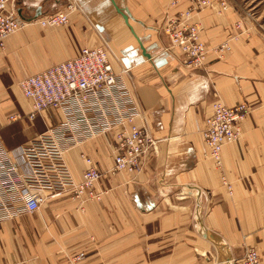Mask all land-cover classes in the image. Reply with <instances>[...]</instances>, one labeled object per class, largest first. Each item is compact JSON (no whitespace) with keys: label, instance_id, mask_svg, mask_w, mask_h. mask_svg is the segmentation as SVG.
<instances>
[{"label":"crops","instance_id":"obj_1","mask_svg":"<svg viewBox=\"0 0 264 264\" xmlns=\"http://www.w3.org/2000/svg\"><path fill=\"white\" fill-rule=\"evenodd\" d=\"M171 1L17 0L27 26L0 49V142L17 176L26 173L22 147L65 122L58 110L31 120V101L18 83L76 58L83 48L107 44L115 72L128 70L123 81L158 144L139 173L111 176L114 158L105 137H66L64 157L74 180H82L86 154L104 174L98 187L107 193L85 205L64 193L31 214L5 193L0 205L7 203L9 213L0 211V264H71L80 254L76 264H242L249 247L264 264V33L236 5L224 15L204 11L193 21L200 24L209 63L186 69L162 30L177 11ZM70 3L79 9L68 25L38 23ZM226 40L230 50L219 55L215 48ZM216 99L252 108L241 140L223 151L231 193L204 157L201 131Z\"/></svg>","mask_w":264,"mask_h":264},{"label":"built area","instance_id":"obj_2","mask_svg":"<svg viewBox=\"0 0 264 264\" xmlns=\"http://www.w3.org/2000/svg\"><path fill=\"white\" fill-rule=\"evenodd\" d=\"M16 4L17 0H0V48H5L8 37L27 26L19 17ZM171 8L177 11L167 19L164 34L172 48L182 55L187 69L205 68L209 52L193 18L207 10L225 14L231 9L229 3L225 0H173ZM68 9L74 12L79 7L70 3ZM39 22L43 26H66L69 14L59 12ZM220 46L223 51L230 49L227 43ZM110 54L113 52L107 44L94 49L83 48L76 58L19 82L22 94L32 104L31 120L47 110H58L63 113L65 122L47 129L22 147L20 163L26 169L22 176H17L13 161L0 142V202L5 193L11 194L13 199L16 196L24 203V210L30 214L38 211L47 198L64 193H69L81 205L101 202L107 193L98 187L104 174L96 168L93 159L81 154L87 169L80 182L74 180L65 162L70 146L63 145V141L70 136L79 135L83 140L105 137L114 158V166L108 172L111 176L120 172L136 174L143 169L158 140L151 134L134 91L123 81L125 76L130 78L128 70L122 68L119 73L115 72ZM212 109L213 114L201 131L207 148L204 157L214 163L231 193L223 151L241 140L242 123L252 108L248 104L231 108L217 100ZM138 118L142 124L137 123ZM118 128L120 130L112 137L111 132ZM2 210L9 213L7 203H1ZM83 257V254L73 257L71 264ZM242 264H261L255 248L246 249Z\"/></svg>","mask_w":264,"mask_h":264},{"label":"rangeland","instance_id":"obj_3","mask_svg":"<svg viewBox=\"0 0 264 264\" xmlns=\"http://www.w3.org/2000/svg\"><path fill=\"white\" fill-rule=\"evenodd\" d=\"M229 3L230 7L234 6L236 7V10L241 14V16L243 17V19L247 20V22L249 23H252L254 27H256L257 29H259L262 33H264V0H225ZM233 4V5H232ZM238 7V9H237ZM214 12V11H213ZM230 12V10L227 11V13ZM216 13V12H215ZM225 12V14H227ZM217 14V13H216ZM220 15V14H218ZM224 15V14H222ZM40 21V20H39ZM194 23L198 24L199 26V31L201 33V28H200V24L193 21ZM167 24H164L163 25V33H164V29H165V26ZM243 24L240 22L237 23L236 27H237V30H239L240 32L243 31V28H242ZM243 33V32H242ZM165 35V34H164ZM166 36V35H165ZM167 37V36H166ZM231 37V36H230ZM169 40V39H168ZM202 40V38H201ZM203 41V40H202ZM170 42V41H169ZM227 43V46L230 47V41L226 40L224 42H222L220 45L222 44H225ZM218 45L216 48H215V52L218 53L219 55H222L221 53H223V49L221 48L222 46ZM220 46V47H219ZM5 48H6V44H5ZM5 48H0L1 50H4ZM207 48V47H206ZM221 48V49H220ZM176 49V48H174ZM219 49V50H218ZM208 50V49H207ZM230 50V49H229ZM228 50V51H229ZM223 51V52H222ZM226 52V51H225ZM207 61L209 59V53L207 55ZM220 58V57H219ZM209 63V62H207ZM185 67V66H184ZM186 68V67H185ZM187 69V68H186ZM200 69H206V66L205 68H200ZM190 70V69H189ZM194 70H199V69H194ZM19 84V83H18ZM19 86V85H18ZM217 101V99L215 100ZM214 101V102H215ZM43 133V132H42ZM153 136V135H152ZM154 138V137H153Z\"/></svg>","mask_w":264,"mask_h":264},{"label":"bare ground","instance_id":"obj_4","mask_svg":"<svg viewBox=\"0 0 264 264\" xmlns=\"http://www.w3.org/2000/svg\"><path fill=\"white\" fill-rule=\"evenodd\" d=\"M173 1V0H172ZM172 1H171V3H172ZM182 5V4H181ZM230 10V9H229ZM66 13H68L69 15L70 14H72V13H74V12H71L69 9L67 10V11H65ZM38 23L42 26V27H53V26H48V25H45V26H43L42 25V23H40L39 21H38ZM61 27H63V26H61ZM203 42V41H202ZM204 43V42H203ZM205 44V43H204ZM206 46V45H205ZM24 96V95H23Z\"/></svg>","mask_w":264,"mask_h":264}]
</instances>
